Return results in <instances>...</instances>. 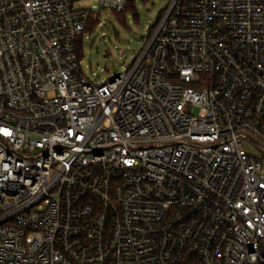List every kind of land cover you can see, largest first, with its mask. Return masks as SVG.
<instances>
[{"label": "built area", "instance_id": "obj_1", "mask_svg": "<svg viewBox=\"0 0 264 264\" xmlns=\"http://www.w3.org/2000/svg\"><path fill=\"white\" fill-rule=\"evenodd\" d=\"M76 1L0 0V264H264V0H172L99 84Z\"/></svg>", "mask_w": 264, "mask_h": 264}, {"label": "rangeland", "instance_id": "obj_2", "mask_svg": "<svg viewBox=\"0 0 264 264\" xmlns=\"http://www.w3.org/2000/svg\"><path fill=\"white\" fill-rule=\"evenodd\" d=\"M172 0H135L137 17L127 12L124 18L101 4L100 0H77L74 7H97L101 24L83 37L82 73L94 84L105 83L130 68L143 48V38L149 33L157 13ZM247 151L259 156L261 151L245 145Z\"/></svg>", "mask_w": 264, "mask_h": 264}, {"label": "trees", "instance_id": "obj_3", "mask_svg": "<svg viewBox=\"0 0 264 264\" xmlns=\"http://www.w3.org/2000/svg\"><path fill=\"white\" fill-rule=\"evenodd\" d=\"M129 11L133 13L134 17H137V13L135 10V0H127L124 11L122 13H117V15H119L121 18H124L125 14ZM99 24H101L100 14L96 13L95 17H89L83 33L78 37L75 48L80 61L82 60L84 55V50H83L84 34L93 31L95 27L98 26ZM152 30L153 27L151 26L150 31Z\"/></svg>", "mask_w": 264, "mask_h": 264}, {"label": "water", "instance_id": "obj_4", "mask_svg": "<svg viewBox=\"0 0 264 264\" xmlns=\"http://www.w3.org/2000/svg\"><path fill=\"white\" fill-rule=\"evenodd\" d=\"M161 13H162V11H159V12L157 13V16H156L155 20H154L153 23L151 24L152 27H155V25L157 24L158 20H159L160 17H161ZM256 144H257L259 150L264 154V147H263L259 142H256Z\"/></svg>", "mask_w": 264, "mask_h": 264}]
</instances>
